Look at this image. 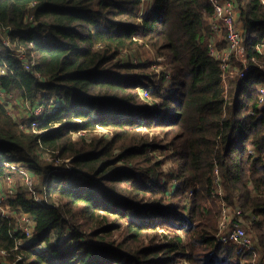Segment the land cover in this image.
Segmentation results:
<instances>
[{"label":"trees","instance_id":"obj_1","mask_svg":"<svg viewBox=\"0 0 264 264\" xmlns=\"http://www.w3.org/2000/svg\"><path fill=\"white\" fill-rule=\"evenodd\" d=\"M234 2L248 56L264 62L255 51L264 38V6ZM141 3L0 0L1 27L12 29L11 43L33 60L26 70L0 38V69L6 68L0 88L22 101L41 99L45 109L54 106L45 110L38 134L0 103V176L11 170L4 162L20 161L36 175L48 174L54 166L35 153L41 146L72 162L60 177H70L71 185L50 184L59 178L53 172L43 183L50 203L34 202L23 187L4 201L35 221L36 240L15 248L22 235L0 217V250L15 264L264 259V107L257 91L264 70L254 67L237 79L229 103L209 53V1L149 0L139 15ZM140 46L165 56L159 68L121 62L123 51ZM78 129L85 134L74 137ZM98 129L111 135H93ZM223 204L256 217L247 230L258 249L218 240Z\"/></svg>","mask_w":264,"mask_h":264},{"label":"built area","instance_id":"obj_2","mask_svg":"<svg viewBox=\"0 0 264 264\" xmlns=\"http://www.w3.org/2000/svg\"><path fill=\"white\" fill-rule=\"evenodd\" d=\"M144 0H141V2ZM209 3L212 6L213 9V15L210 19V26L213 29L214 33H220L224 37L223 45H221L220 42H216L213 39L210 41L209 44V53L210 55L216 59L219 63L220 69H221V83L224 88V96L225 99L230 103V97L227 93V83L230 86L229 89H231L236 81V79H242L245 78L249 72L252 70V68L256 67L259 70H264V62L259 61L256 57H250L248 56L247 50L245 48V45L243 43V32L240 26V23L237 19V11H236V5L234 0H208ZM261 4L264 6V0H260ZM3 34L7 39L10 41V37L7 35V32L9 33L12 29L10 27H1ZM1 36V35H0ZM43 40H50L51 37L44 34L42 36ZM5 42V40H4ZM6 44V43H5ZM12 44V43H11ZM5 45V50H8L10 54H12L14 57L19 58L22 61V64L26 70H29L33 60H30L26 56V52L23 48H15L14 45ZM255 51L259 53L260 55H264V38L262 41L255 46ZM28 60V62L26 61ZM162 61V60H161ZM6 68H1L0 73H4ZM236 75V76H235ZM234 78H236L234 80ZM232 84H229V81H232ZM0 90H2L0 88ZM144 97H147V93L143 90ZM1 95V94H0ZM39 101V103L36 104V101ZM33 101H22L23 103H29L31 105V108L26 112L27 117L22 118L19 120V124L22 127L29 128L33 132L41 134L44 132V129L40 127L42 120L44 118V112L45 110L51 112L54 109V106L46 107L42 102L41 99H37ZM3 103V102H0ZM4 104V103H3ZM258 105L260 108L264 107V84L260 85L258 87ZM243 112L253 114V110H246L244 109ZM30 118L29 120H26ZM25 119V120H24ZM74 135L79 134H85L84 131L78 129L72 131ZM105 133H107L105 131ZM40 138H38V142L40 143ZM42 152L46 153V155H52L55 156V151L50 150L48 148H45L41 146ZM54 160H59L62 162V158L58 157ZM65 164L62 162L60 164L63 165L64 170L70 171L72 168V165L69 163V159H65ZM4 165L9 166L12 170L15 169V165H13L10 162H4ZM69 165V166H67ZM19 169V168H18ZM57 170L56 168H53ZM54 170V171H55ZM49 175V173L47 174ZM79 175V174H77ZM5 178V181L7 183V191L4 195L0 196V217L10 219L13 217V213L15 211H11L8 209V207L4 204V201L8 198L13 197L16 194V190L14 185H9V183L12 182V176L10 174L3 176ZM51 181H57L59 182L63 187H67L68 185H71L72 180L70 177L66 176L64 178H52ZM25 184L29 188V197L34 202L38 204H48L50 203L47 199V189L43 187L40 191H37L32 187V179L31 176H26L25 178ZM219 193H222L221 189H217ZM21 213V212H20ZM249 216L242 217L241 209L237 207H233L230 205L223 204V210H222V216L219 221L218 225V234L217 238L220 242L226 243V242H234L238 245L240 248H246L251 249L255 248L257 245V239L255 236L251 235L247 228L250 225V222H252L256 217H254L251 213L247 214ZM243 218V220H242ZM246 218V221L244 220ZM34 226L35 221L34 217L31 214L28 213H22L21 214V225L20 230L17 229L14 224V230L21 233L22 237L18 238L15 243V248L24 246L25 244L33 243L36 239L34 238ZM36 249H41L40 245H36ZM259 248V247H258ZM4 252V251H3ZM15 264V263H14ZM250 264H264V259L261 257L255 261H253Z\"/></svg>","mask_w":264,"mask_h":264},{"label":"rangeland","instance_id":"obj_3","mask_svg":"<svg viewBox=\"0 0 264 264\" xmlns=\"http://www.w3.org/2000/svg\"><path fill=\"white\" fill-rule=\"evenodd\" d=\"M148 1L149 0H144L140 4V11H138L139 15L142 14L143 11L147 8ZM0 35H1L0 38H1L4 46L6 44H9V45L11 44L10 41L7 39V37H5V35L3 34L2 29H0ZM221 38H223V35L219 34L218 38L215 40L217 41ZM4 40H5V42H4ZM23 49L26 52V49L25 48H23ZM119 58H120L121 62H126V63H140V62L149 63L151 66H153V68H159V67H155V65L157 66L159 61L165 60L164 55L157 54L155 52V50L149 46H140L139 48H136V49L123 51L120 54ZM26 61L28 62V60H26ZM235 79L236 78H234V80ZM232 82H233V80L229 81V84L231 85ZM227 86H228L227 93H228L229 97L231 98L232 92L229 89L230 86L228 85V83H227ZM257 91H258V89H257ZM0 94H1L0 95V102H3L4 105L9 109V111L12 113V115L14 117V120L19 122V120H21V117L22 118L27 117L26 112L31 108V105L28 102L23 103L22 100L20 99V97L15 95L16 92H14V91L6 92L4 90H0ZM38 103H39V101L37 100L36 104L32 107H35ZM243 114H245V113L243 112ZM26 120H29V122H30L31 119L28 118ZM140 121H144V120L141 119ZM22 128H25V127H22ZM93 135H97L98 137H102L105 135L109 136L111 134L108 132L105 133V131L102 129H98L96 132H94ZM76 136H77V134L74 135V137H76ZM89 136H90V134H89ZM35 153L38 155L39 159L44 164L49 163L50 165H53L54 168H56L57 170L52 168L51 171H49V175H47V173L45 175H36L25 164H23V162L20 161L18 163H12L13 165H15V169L10 170L9 174L12 176V182L9 183V185H14L16 191L19 188L23 187L26 190V192H25L26 196L29 195V188L25 184L26 183L25 182L26 176H31L32 187L34 189H36L37 191H40L43 187H45L47 189L48 184H45L43 187H42V185L44 182L48 183V181H50V172L55 173V175H57L59 178L62 177L64 174H66V172H68V170H64L63 168L61 170H58L59 166H61L60 163L63 162L65 164V162H66L65 159H69V163L72 165L70 158H65V159L62 158L63 159L62 162H60L59 160H54V159L58 158V156L46 155V153L42 152L41 147H39L37 150H35ZM67 166H69V165H67ZM169 167H170V163L166 162L164 165L165 171H167ZM71 175H73V174H71ZM86 178L87 177H85V179ZM54 183H56V181L50 182V184H54ZM172 185H174V182L171 183V187H172ZM6 191H7V183L5 181V178L3 176H0V196L4 195ZM22 213H24V212L20 213V212L15 211V213H13L14 214L13 217L11 218L12 222H14L15 226H17L16 228L19 230H20V225H21V214ZM68 232L69 231L67 230L66 235H68ZM39 245H40L41 249H43V246L41 244H39ZM238 248L241 249L240 247H238ZM0 264H14V262L10 261L8 259V257L5 256V253L0 250Z\"/></svg>","mask_w":264,"mask_h":264},{"label":"crops","instance_id":"obj_4","mask_svg":"<svg viewBox=\"0 0 264 264\" xmlns=\"http://www.w3.org/2000/svg\"><path fill=\"white\" fill-rule=\"evenodd\" d=\"M220 33H214L213 32V37H212V39L214 40V41H216L215 39H217L218 38V35H219ZM220 35H222V34H220ZM222 42V41H224V37L223 38H221V39H219V40H217L216 42ZM233 89V88H232ZM231 90V89H230ZM234 93V92H233ZM256 247L255 248H257L258 249V243H256ZM259 257H261V255L259 256ZM262 258V257H261Z\"/></svg>","mask_w":264,"mask_h":264}]
</instances>
